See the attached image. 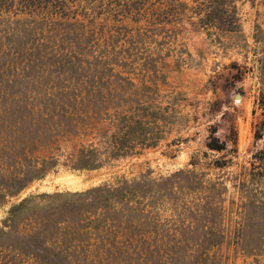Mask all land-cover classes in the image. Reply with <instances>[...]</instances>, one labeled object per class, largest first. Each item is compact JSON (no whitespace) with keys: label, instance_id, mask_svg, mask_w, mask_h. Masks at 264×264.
<instances>
[{"label":"rangeland","instance_id":"374dc122","mask_svg":"<svg viewBox=\"0 0 264 264\" xmlns=\"http://www.w3.org/2000/svg\"><path fill=\"white\" fill-rule=\"evenodd\" d=\"M235 4L239 30L218 36L186 22L117 20L115 0H71L68 17L56 23L24 15L0 26V187L45 167L0 204V264H47L27 234L65 200L54 194L141 175L155 180L140 208L164 224L159 234L181 223L198 226L195 233L212 226L224 234L215 264H264V0ZM86 90L90 103L79 97ZM139 104L157 144L108 158L110 115ZM64 105L87 109L75 132L56 122ZM88 145L101 166L70 168ZM179 170L190 178L173 176ZM208 202L217 210L197 212ZM93 221L84 224L90 235L58 243L69 264H109L104 256L97 262Z\"/></svg>","mask_w":264,"mask_h":264},{"label":"trees","instance_id":"16d2710c","mask_svg":"<svg viewBox=\"0 0 264 264\" xmlns=\"http://www.w3.org/2000/svg\"><path fill=\"white\" fill-rule=\"evenodd\" d=\"M70 1L0 0V26H10L14 20L18 22L24 15H36L56 23L68 17L69 11H66L70 9ZM115 4L116 9L120 11L117 16L120 21L131 17L145 21L153 18L174 25L186 22L195 29L205 30L208 35L217 36L239 30L240 27L235 0H115ZM100 6L105 7L104 4ZM126 82L131 84L129 80ZM79 97L82 102L86 100L90 103L92 92L86 90L80 93ZM74 106L64 105L56 114L59 117L56 122L63 132H75L78 123L85 119L84 116H88L87 109ZM131 107L126 111L115 110L117 112L111 115L107 112L98 114L100 117L110 115L109 121L113 130L106 142L108 158H120L133 153L136 148L157 144V136L148 130L153 127L143 118L144 113L141 111L147 107H141L140 104L133 109ZM51 119L55 121L54 118ZM47 163L48 161L44 160L43 166ZM101 164L98 149L88 145L75 153L69 167L90 170L99 168ZM44 172L45 167L32 166L9 178L1 184L0 204L30 180L43 176ZM180 174H187L186 179L190 178L188 172L183 170L174 172L173 176ZM154 182L155 180L141 175L133 180L123 178L114 185L103 184L85 191L54 194L64 196L65 200L58 209L42 217L37 228L27 234L32 241V251L38 249L35 255L47 264H69L67 253L63 254V249L58 243L70 235H75L76 239L90 235L89 230H84V224L95 220L98 224L93 228L96 233L94 238L98 252L101 251L97 262H102L104 256L111 259L109 264H215L213 249L224 239L221 230L212 226H200L205 230L195 233L191 228L199 227L192 226L189 222L173 227L172 232H157L156 229L164 227V224H158L153 216H149L144 208H140V198L146 191L153 189ZM29 199L24 198L11 208L8 221H13L16 210L24 206ZM196 207L197 212L203 211L206 215L217 210V207L209 202L196 204ZM185 228H188V231ZM0 231L5 233L3 228H0ZM44 240H51L54 243L52 245L58 248L45 245Z\"/></svg>","mask_w":264,"mask_h":264}]
</instances>
